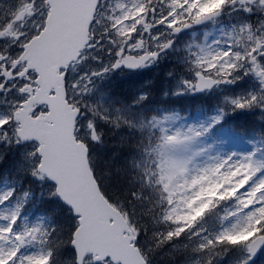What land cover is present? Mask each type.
<instances>
[{"label": "snow or ice", "instance_id": "1", "mask_svg": "<svg viewBox=\"0 0 264 264\" xmlns=\"http://www.w3.org/2000/svg\"><path fill=\"white\" fill-rule=\"evenodd\" d=\"M258 261L264 0H0V264Z\"/></svg>", "mask_w": 264, "mask_h": 264}, {"label": "trees", "instance_id": "2", "mask_svg": "<svg viewBox=\"0 0 264 264\" xmlns=\"http://www.w3.org/2000/svg\"><path fill=\"white\" fill-rule=\"evenodd\" d=\"M159 71H160L161 73L164 74V67L162 66L161 69H159ZM154 78H155V76H154ZM162 82H164V80H162ZM165 85H166V84L159 85V84H158V81H156V91H154V99H155L158 103H159V102H164V101H166V100L168 99V98H166V97H163V96H162V92L160 91V89L166 87ZM174 106H175L177 109H180L182 106L185 107V108L191 107V108H193V110H194V107H195L194 105H191V104H189V103L186 102V101H179V102H177ZM258 264H260L259 261H258Z\"/></svg>", "mask_w": 264, "mask_h": 264}, {"label": "rangeland", "instance_id": "3", "mask_svg": "<svg viewBox=\"0 0 264 264\" xmlns=\"http://www.w3.org/2000/svg\"><path fill=\"white\" fill-rule=\"evenodd\" d=\"M149 76H151V77H153L154 78V76H155V80L156 81H158V84L159 85H162V84H166V82L164 81V82H162V80H163V73H161L159 70H157L156 72H153V73H150V74H148ZM165 86H167V85H165ZM162 96H163V94H162ZM164 97V96H163Z\"/></svg>", "mask_w": 264, "mask_h": 264}]
</instances>
